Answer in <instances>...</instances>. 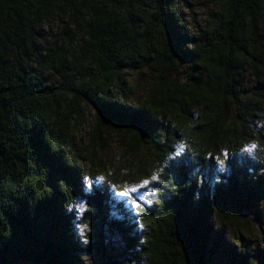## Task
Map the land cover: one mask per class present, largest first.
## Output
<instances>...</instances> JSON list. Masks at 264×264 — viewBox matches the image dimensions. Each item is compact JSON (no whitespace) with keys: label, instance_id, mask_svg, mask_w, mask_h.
Instances as JSON below:
<instances>
[{"label":"trees","instance_id":"1","mask_svg":"<svg viewBox=\"0 0 264 264\" xmlns=\"http://www.w3.org/2000/svg\"><path fill=\"white\" fill-rule=\"evenodd\" d=\"M209 5L190 33L179 0H0V264H264V0Z\"/></svg>","mask_w":264,"mask_h":264},{"label":"rangeland","instance_id":"2","mask_svg":"<svg viewBox=\"0 0 264 264\" xmlns=\"http://www.w3.org/2000/svg\"><path fill=\"white\" fill-rule=\"evenodd\" d=\"M180 8L183 14V17L186 20L187 24V30L190 33L195 32L196 28L201 25L203 22V19L205 17L206 11L209 9V0H179ZM49 28H51L52 31H55L57 29V26L55 24H50ZM138 96H134L132 99H136ZM133 100H128V104H130ZM89 117V110L87 113V118ZM86 131V125H84V128H81L80 132L81 134L85 133ZM119 155L118 146H110L108 153L106 154L107 158L112 159L113 161H116ZM155 177V179H154ZM158 176L156 173H152L147 177H133L134 180H125L123 181V184L126 188H128L131 191V202L133 205H142L143 203L148 204L150 201L155 200L158 196L159 192V184H158ZM152 179V180H150ZM147 182V183H145ZM87 187V183H86ZM132 189H136L135 192H132ZM260 205L259 208L261 209L263 215H264V192L263 196L260 198ZM70 207L74 209L75 214H81L82 210L85 211L86 209V198L81 197H74L70 201ZM81 216L78 215L75 225L78 226L79 234H80V242L86 246L87 245V237L89 234L93 231V224L92 221L84 223H80ZM252 230L249 238L251 239L249 243L252 247H258L260 245L259 239L260 235L262 233V223L258 221V219L252 218ZM97 225V224H96ZM83 229V231H82ZM107 236V244L105 245L106 254L109 256L117 257L119 260H121L122 255V249L119 247L118 241H116L115 237L112 234H109L106 232ZM226 241L231 244L235 241L234 235L229 233L226 236ZM82 263L83 264H102L103 261L97 254L91 252V251H84V254L82 255ZM126 264H144L142 261H129Z\"/></svg>","mask_w":264,"mask_h":264},{"label":"snow or ice","instance_id":"3","mask_svg":"<svg viewBox=\"0 0 264 264\" xmlns=\"http://www.w3.org/2000/svg\"><path fill=\"white\" fill-rule=\"evenodd\" d=\"M256 146L255 145H252L251 146V148L252 149H254ZM251 150V149H250ZM98 179H100V180H103L104 178L103 177H99ZM154 179H155V177H154ZM145 183H147V182H145ZM136 191V189H132V192H135ZM123 195H130L131 193H129L128 191H125L124 193H122ZM82 231H83V229H82Z\"/></svg>","mask_w":264,"mask_h":264},{"label":"water","instance_id":"4","mask_svg":"<svg viewBox=\"0 0 264 264\" xmlns=\"http://www.w3.org/2000/svg\"><path fill=\"white\" fill-rule=\"evenodd\" d=\"M102 264H119L117 261L114 260H107L105 262H103Z\"/></svg>","mask_w":264,"mask_h":264}]
</instances>
